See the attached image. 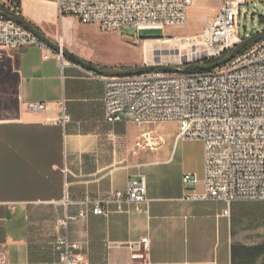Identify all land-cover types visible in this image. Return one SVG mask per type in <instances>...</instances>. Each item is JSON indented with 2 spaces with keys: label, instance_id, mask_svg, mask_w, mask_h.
<instances>
[{
  "label": "crops",
  "instance_id": "obj_1",
  "mask_svg": "<svg viewBox=\"0 0 264 264\" xmlns=\"http://www.w3.org/2000/svg\"><path fill=\"white\" fill-rule=\"evenodd\" d=\"M17 2L49 38L62 37L64 48L102 69L143 64L144 50L142 59L123 65L58 33L54 26L66 21L102 30L72 14L61 17L55 1ZM42 5L48 10H39ZM64 61L45 57L37 45L0 46V83L15 78L16 94L15 112L0 117V249L7 252L6 264H62L55 242L66 232L80 243L87 264H264V199H187L204 190L203 141L179 138L177 121L139 123L124 113L109 121L106 75L91 76L81 64ZM30 101H46L48 109L29 111ZM62 104L71 115L65 125L54 121ZM144 134L156 143L138 146ZM186 173L200 182L185 181ZM141 174L147 199L124 201L118 209L114 191ZM96 200L106 214L91 211ZM85 206L86 216L67 228L60 224ZM136 251L147 256L133 258Z\"/></svg>",
  "mask_w": 264,
  "mask_h": 264
},
{
  "label": "built area",
  "instance_id": "obj_2",
  "mask_svg": "<svg viewBox=\"0 0 264 264\" xmlns=\"http://www.w3.org/2000/svg\"><path fill=\"white\" fill-rule=\"evenodd\" d=\"M18 0H0L10 8ZM58 4L61 17L72 14L84 23L96 24L102 31H121L125 26L142 29L178 27L188 20V10L195 0H52ZM249 0H223L216 17L205 22L194 33L167 34L170 40L186 47L180 60L163 61L153 55V63L184 66L210 62L224 56L243 38L236 18L240 6ZM63 47L62 37L57 41ZM37 45L45 57L54 55L62 66L64 55L51 47L30 29L13 18L0 14V46L13 49ZM182 57L185 58L182 61ZM70 62V61H68ZM91 76L96 71L89 69ZM105 111L109 121L119 114L139 122L177 121L179 138L201 139L204 143V177L202 192H192L187 199H214L230 203L234 200L264 199V37L237 53L226 63L208 70L189 72L147 70L127 75L105 76ZM26 109L42 112L46 101H30ZM71 115L62 104V114L55 123L65 125ZM137 142L138 146L154 145L149 134ZM185 181L200 179L191 173ZM147 199V178L141 174L125 190H116L112 201L122 209L123 202ZM88 207L78 214H67L60 224L68 227L70 220L84 217ZM95 214H106V205L96 200L91 206ZM225 213L229 209L224 210ZM148 249V237L141 240ZM62 264H87L78 241L68 233L59 234L55 242ZM147 253L134 252L133 258ZM7 252L0 249V264L7 263Z\"/></svg>",
  "mask_w": 264,
  "mask_h": 264
},
{
  "label": "rangeland",
  "instance_id": "obj_3",
  "mask_svg": "<svg viewBox=\"0 0 264 264\" xmlns=\"http://www.w3.org/2000/svg\"><path fill=\"white\" fill-rule=\"evenodd\" d=\"M222 3L223 0H197L188 10L187 22L178 27L168 26L164 29L138 30L135 26H125L121 31H99L97 28L87 27L83 24L73 25L66 23L67 21L58 23L54 27L58 33L86 45L97 56L110 62L123 65L131 64L142 59V50L145 52L143 64L153 63V55L161 56L163 61L178 62L179 54H184L187 49L183 43L170 40L166 35L200 31L205 22L215 19ZM15 4L11 9H16V12L22 14L23 11L19 3ZM39 10L47 11V5L40 6ZM236 21L239 26V34L243 39L263 31L264 0H249L241 4L240 14ZM158 39L166 41L156 42ZM182 58L184 61L185 58ZM215 60L217 59L211 61ZM15 95V78H12L10 85L0 83V117H8L15 112Z\"/></svg>",
  "mask_w": 264,
  "mask_h": 264
},
{
  "label": "water",
  "instance_id": "obj_4",
  "mask_svg": "<svg viewBox=\"0 0 264 264\" xmlns=\"http://www.w3.org/2000/svg\"><path fill=\"white\" fill-rule=\"evenodd\" d=\"M0 14L13 18L17 20L18 22L22 23L25 27L30 29L33 33H35L38 37H40L42 40L47 42L51 47L54 49L61 51L64 56L72 59L73 61L81 64L83 67L87 69L94 70L96 72H99L103 75H127V74H133L138 73L141 71H147V70H167V71H182V72H189L192 70H208L215 67H218L227 61H229L232 57H234L237 53H239L241 50L246 48L248 45L253 43L254 41L263 38L264 37V30L260 32H256L249 37L243 39L241 42L235 44V40L231 42V44H234L233 48H231L224 56L221 58L211 61V62H201V63H193L188 64L184 66H174L170 64H161V63H145L138 66L130 67V68H112V69H102L99 66L85 60L81 56L71 52L69 49L62 47L57 41L49 38L42 30H40L34 23H32L30 20L25 18L22 14L19 12L14 11L13 9H10L6 6L0 5Z\"/></svg>",
  "mask_w": 264,
  "mask_h": 264
},
{
  "label": "bare ground",
  "instance_id": "obj_5",
  "mask_svg": "<svg viewBox=\"0 0 264 264\" xmlns=\"http://www.w3.org/2000/svg\"><path fill=\"white\" fill-rule=\"evenodd\" d=\"M165 39H158L156 42H165Z\"/></svg>",
  "mask_w": 264,
  "mask_h": 264
},
{
  "label": "trees",
  "instance_id": "obj_6",
  "mask_svg": "<svg viewBox=\"0 0 264 264\" xmlns=\"http://www.w3.org/2000/svg\"><path fill=\"white\" fill-rule=\"evenodd\" d=\"M17 3H19V2H17ZM14 11L16 10V9H13Z\"/></svg>",
  "mask_w": 264,
  "mask_h": 264
}]
</instances>
